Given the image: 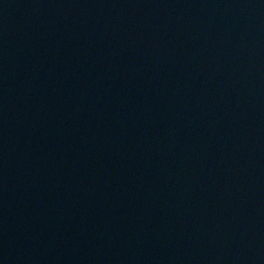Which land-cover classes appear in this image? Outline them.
<instances>
[{"label": "water", "instance_id": "obj_1", "mask_svg": "<svg viewBox=\"0 0 264 264\" xmlns=\"http://www.w3.org/2000/svg\"><path fill=\"white\" fill-rule=\"evenodd\" d=\"M0 264H264V0H0Z\"/></svg>", "mask_w": 264, "mask_h": 264}]
</instances>
